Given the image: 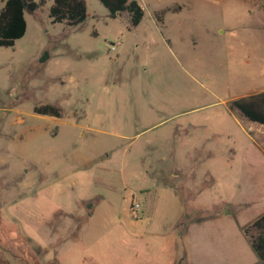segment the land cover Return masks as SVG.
<instances>
[{"label": "rangeland", "instance_id": "374dc122", "mask_svg": "<svg viewBox=\"0 0 264 264\" xmlns=\"http://www.w3.org/2000/svg\"><path fill=\"white\" fill-rule=\"evenodd\" d=\"M45 1L0 48V264H260L264 126L229 103L264 92V0Z\"/></svg>", "mask_w": 264, "mask_h": 264}, {"label": "trees", "instance_id": "16d2710c", "mask_svg": "<svg viewBox=\"0 0 264 264\" xmlns=\"http://www.w3.org/2000/svg\"><path fill=\"white\" fill-rule=\"evenodd\" d=\"M99 1L113 19L127 12L133 28L139 26L144 19L145 13L138 0ZM45 3V0H7L0 10V48L14 47L16 41L24 38L28 30L26 14L35 13ZM49 18L53 24L77 27L89 18L87 0H52ZM229 110L250 123L264 126V92L231 101ZM34 113L62 117L61 109L51 104L36 106ZM251 229L256 232L251 237L252 247L261 260L260 264H264V216L256 220Z\"/></svg>", "mask_w": 264, "mask_h": 264}, {"label": "built area", "instance_id": "2783aa9c", "mask_svg": "<svg viewBox=\"0 0 264 264\" xmlns=\"http://www.w3.org/2000/svg\"><path fill=\"white\" fill-rule=\"evenodd\" d=\"M120 43L115 44L114 46H112V51H116V49L120 46ZM141 210V205L136 203L132 206L131 212L134 216H138Z\"/></svg>", "mask_w": 264, "mask_h": 264}]
</instances>
